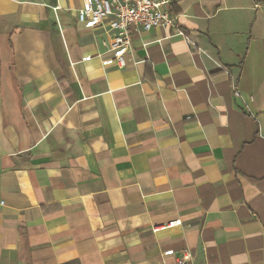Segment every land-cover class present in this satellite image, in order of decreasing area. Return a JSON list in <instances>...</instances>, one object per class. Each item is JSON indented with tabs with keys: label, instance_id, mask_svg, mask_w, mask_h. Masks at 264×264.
Here are the masks:
<instances>
[{
	"label": "crops",
	"instance_id": "1",
	"mask_svg": "<svg viewBox=\"0 0 264 264\" xmlns=\"http://www.w3.org/2000/svg\"><path fill=\"white\" fill-rule=\"evenodd\" d=\"M81 6L0 0V264H264V3L168 0L193 46L122 68Z\"/></svg>",
	"mask_w": 264,
	"mask_h": 264
},
{
	"label": "built area",
	"instance_id": "2",
	"mask_svg": "<svg viewBox=\"0 0 264 264\" xmlns=\"http://www.w3.org/2000/svg\"><path fill=\"white\" fill-rule=\"evenodd\" d=\"M168 0H82V6L77 11L80 22H87L93 29L105 27L109 34L107 50L111 56L102 60V65L115 64L125 66V54L130 48L134 31L149 30L155 26H170L177 35H182L186 44L193 46L191 38L180 30L164 7ZM200 52L205 53L203 50ZM89 59V56L84 60ZM234 96L241 98L236 84L232 83ZM181 224L180 219H173L164 224L152 226L153 232L162 231ZM189 254L185 253L179 259L183 264Z\"/></svg>",
	"mask_w": 264,
	"mask_h": 264
},
{
	"label": "trees",
	"instance_id": "3",
	"mask_svg": "<svg viewBox=\"0 0 264 264\" xmlns=\"http://www.w3.org/2000/svg\"><path fill=\"white\" fill-rule=\"evenodd\" d=\"M258 1L264 3V0H258Z\"/></svg>",
	"mask_w": 264,
	"mask_h": 264
}]
</instances>
